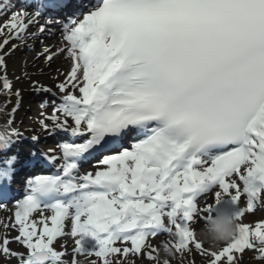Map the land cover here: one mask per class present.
<instances>
[{
	"label": "snow or ice",
	"instance_id": "1",
	"mask_svg": "<svg viewBox=\"0 0 264 264\" xmlns=\"http://www.w3.org/2000/svg\"><path fill=\"white\" fill-rule=\"evenodd\" d=\"M29 7L6 22L0 84L10 96V40L24 41L32 25L44 35L59 24L62 42L38 56L49 64L63 56L69 67L55 85L61 102L39 124L68 140L59 153L41 154L57 174L28 179L16 201L14 239L27 254L7 238L0 253L19 264H79V254L113 264L116 254L139 256L148 247L147 258L159 264L148 241L166 234L164 249L198 253L207 264H236L245 250L264 260V219L246 218L264 209V0H95L82 12L67 0H36ZM45 10L52 14L41 22ZM65 12L67 22L55 19ZM21 135L0 128V148ZM16 159L0 167V180H11ZM93 161L94 171H82ZM209 194L214 204L201 208ZM6 198L0 187V203ZM222 209L233 212L239 231L213 247L197 224ZM66 238L74 239L70 253L54 246Z\"/></svg>",
	"mask_w": 264,
	"mask_h": 264
},
{
	"label": "rangeland",
	"instance_id": "2",
	"mask_svg": "<svg viewBox=\"0 0 264 264\" xmlns=\"http://www.w3.org/2000/svg\"><path fill=\"white\" fill-rule=\"evenodd\" d=\"M12 4L13 3H10L8 0L0 1V7H2V11H0V28H3V32H0V43H3V41L11 35L9 28L5 25L6 22L10 20L12 12L16 11L12 9ZM52 29L57 32V35L51 33V31L44 35H40L38 26L32 25L29 27L28 33L25 34L24 41H13L9 45H6L7 47L5 50L10 51V55L6 57L8 68H11L15 75L22 76V80H19L17 77L14 78L7 75V77H11V81L13 83L12 94L10 96L9 93L3 89L2 84H0V128H7L10 130L14 129L22 133V135H35L38 133L42 137L40 132L43 130H41L39 121L44 118V115L52 114L55 107L53 106L54 102L57 101V97L59 95L55 85L64 79V77L60 75V72H66L69 67V61L63 56L56 57L50 64L47 63L43 57L38 56L45 46L55 48L60 45L57 41L62 40L61 30H59L61 27L57 28L53 26ZM32 34L35 35V39L32 38ZM54 43L57 44L55 45ZM12 44H16L18 47L15 50H12ZM28 45H31L32 47L29 48ZM2 75L3 72L0 71V76ZM34 83L52 87L53 91L57 92L55 96L56 98L53 96V98H51L50 93L37 92L34 90ZM17 91L20 92V96L15 95V92ZM17 104L19 105V108L14 115V122L9 124V121L13 120L11 110ZM42 104H46V107H41ZM45 133L47 135V132L43 131V134ZM49 150L43 147L44 153H49L50 155L56 154L53 150ZM210 200H212V198ZM207 202H209V200ZM199 206L202 208L201 205ZM15 210L16 208L13 207L3 209L0 206V242L7 238L10 241L9 247L12 250L27 254V249L14 239L18 235L19 227L18 225L13 226L15 224ZM258 210L260 211L261 209ZM44 215H51V213L45 211ZM261 216V214L258 215L256 212L254 214L247 215L246 218L248 221H253V219H257ZM33 219H35L39 225V221L41 219L40 214H34ZM203 227L204 225L202 223L197 224L198 229H202ZM167 239L168 237L165 236L158 237L154 240L150 238L148 241L152 248L157 249L153 255H158L159 264H164L165 260H167L169 264H207V258L201 257L198 253H194L192 255H181L180 253L168 255L164 251V243ZM74 244L73 238H66L59 240L54 244V246L58 251H67L70 253ZM116 246L123 249V247L130 245L118 244ZM147 251H151V248L146 247L143 250V253L139 256L134 253H129L127 256L116 254L110 257V259H112L113 264H115L117 259H122V264H157L156 261H152L147 258ZM1 255L4 258L6 257V260L2 261V258L0 257V264H19L17 258L5 256L3 253H1ZM235 255L237 260L249 255L253 258V260L249 263L264 264V260L257 259L259 253L256 250H245L244 253H237ZM87 257L89 259L96 260L97 264H100L99 258L94 256ZM65 258L71 260V255H68Z\"/></svg>",
	"mask_w": 264,
	"mask_h": 264
},
{
	"label": "clouds",
	"instance_id": "3",
	"mask_svg": "<svg viewBox=\"0 0 264 264\" xmlns=\"http://www.w3.org/2000/svg\"><path fill=\"white\" fill-rule=\"evenodd\" d=\"M238 231L239 226L236 216L232 211L222 209L212 216L211 220L198 232V236L206 244L218 247L220 243L235 237ZM164 251L168 255H173L170 249H164Z\"/></svg>",
	"mask_w": 264,
	"mask_h": 264
},
{
	"label": "trees",
	"instance_id": "4",
	"mask_svg": "<svg viewBox=\"0 0 264 264\" xmlns=\"http://www.w3.org/2000/svg\"><path fill=\"white\" fill-rule=\"evenodd\" d=\"M249 260H250V259H248V258H245V260H244V264H245V262H246V263H248V262H249ZM0 261H1V260H0Z\"/></svg>",
	"mask_w": 264,
	"mask_h": 264
},
{
	"label": "bare ground",
	"instance_id": "5",
	"mask_svg": "<svg viewBox=\"0 0 264 264\" xmlns=\"http://www.w3.org/2000/svg\"><path fill=\"white\" fill-rule=\"evenodd\" d=\"M82 10H83V8H82ZM48 115H51V114H48Z\"/></svg>",
	"mask_w": 264,
	"mask_h": 264
}]
</instances>
